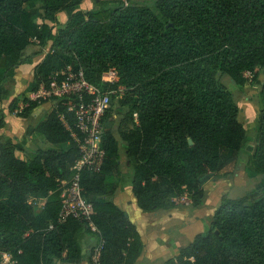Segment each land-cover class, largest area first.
<instances>
[{
	"label": "trees",
	"instance_id": "trees-1",
	"mask_svg": "<svg viewBox=\"0 0 264 264\" xmlns=\"http://www.w3.org/2000/svg\"><path fill=\"white\" fill-rule=\"evenodd\" d=\"M84 1L0 0V130L6 127L5 81L21 67L33 73L27 89L33 93L68 66L106 89L104 76L115 69L109 87L127 91L104 118L102 171L84 173L82 186L105 242L102 264H136L144 243L115 204L117 186L109 180L121 175V142L143 212L174 209L186 193L195 207L203 205L208 196L201 180L210 174L218 180L250 142L239 104L222 79L243 89L246 74L253 75L260 115L246 169L261 182L244 197L223 196L206 230L166 264H264V0H155L148 7L118 0L108 8L110 0L88 11L79 9ZM33 42L42 48L36 55L49 49L38 63L24 58ZM45 103L19 95L7 109L14 113L25 105L19 116L26 119ZM52 104L27 134L56 148H38L24 161L17 145L0 139V254L9 253L13 264H92L91 240L98 235L74 219L57 224L59 184L71 178L80 154L61 119L73 128L74 115L62 101ZM40 200L45 204L38 212L34 202Z\"/></svg>",
	"mask_w": 264,
	"mask_h": 264
},
{
	"label": "crops",
	"instance_id": "crops-1",
	"mask_svg": "<svg viewBox=\"0 0 264 264\" xmlns=\"http://www.w3.org/2000/svg\"><path fill=\"white\" fill-rule=\"evenodd\" d=\"M89 1L90 0H85L79 9L84 11L92 10L91 8L87 9L84 7ZM62 15L65 16L62 23H65L67 16L64 13L60 16ZM20 70L21 76L23 77L32 74L30 69L26 66L21 67ZM21 76L18 75L16 79ZM23 80L22 78L19 83ZM26 96L31 100L33 98V92H27ZM6 102L7 101H4V106L8 104ZM22 106L24 105L21 104L20 107L22 108ZM48 106V102L41 104L26 119L19 116L18 109L14 113H10L6 107V127L0 130V139L3 141L10 140L18 146L16 156L19 159L26 161L28 156L31 155V151L40 147H44V149L56 148L52 144V146H49V143L37 133L32 134V136H28L27 134L29 128L37 127L52 112L54 107L49 111L47 109ZM123 147L125 148V146ZM120 155L121 175L118 177L114 176L115 181L111 180L117 186L114 194V202L123 212L127 213L131 222L137 227L144 243V251L136 264H166L168 261L178 257L181 250L190 246L195 238L203 233L211 224L215 212L221 205L223 196L229 193L232 199L244 197L254 190L259 182V178H250L246 166H242V168L239 169L240 173L235 174L234 182L231 179H222L219 181V184H215V189L210 190V188H205L208 197L206 202L201 206L195 207L191 200L192 196L186 193L183 197L176 200L177 204L174 209L146 213L139 208L132 190V171L129 166L127 153L125 152V154L122 155L120 152ZM231 170L232 168H229L226 172ZM242 184L246 187H250L248 191L244 192L246 194L243 196H241V193H243L241 189ZM230 187H233L231 190L232 192L230 191ZM187 198H190L189 202H185ZM38 202L37 211L41 212L45 200H40ZM91 241L93 243L90 247L93 248L95 246L94 238H92Z\"/></svg>",
	"mask_w": 264,
	"mask_h": 264
},
{
	"label": "built area",
	"instance_id": "built-area-1",
	"mask_svg": "<svg viewBox=\"0 0 264 264\" xmlns=\"http://www.w3.org/2000/svg\"><path fill=\"white\" fill-rule=\"evenodd\" d=\"M127 7L128 0H124ZM117 72L110 70L104 76L106 89H101L86 79L82 69H74L68 66L61 71L51 74L49 85H42L33 93V101L44 100L46 102L62 101L69 113L74 115L73 128L61 117L71 137L77 144L80 157L72 168V176L68 181L59 184L61 209L57 224L63 225L70 219L84 223L91 232L98 235V240L92 249V264H102L101 257L105 242L94 223V206L84 197L82 175L84 173L98 174L105 163L106 152L103 147L104 118L108 111L126 94V87L111 88L116 81ZM135 123L138 124V116L135 115ZM50 225L49 230L54 229ZM0 264H13L9 253L0 254Z\"/></svg>",
	"mask_w": 264,
	"mask_h": 264
},
{
	"label": "rangeland",
	"instance_id": "rangeland-1",
	"mask_svg": "<svg viewBox=\"0 0 264 264\" xmlns=\"http://www.w3.org/2000/svg\"><path fill=\"white\" fill-rule=\"evenodd\" d=\"M118 0H112V3H110L111 5L108 8H113L114 6H118ZM129 4H136L138 6H143V7H148L151 5V3L155 0H128ZM98 2L101 3V5L104 3H108L110 2V0H90L89 2H87V4H85L86 6H84L85 8L89 9L91 8L92 10L95 9L96 7H98ZM122 3L124 4L123 0ZM65 19V16L62 15L60 16V22L62 23V21ZM42 51V48L38 45L37 42H33V44L30 46V48H28L25 53H24V57H31L33 58V62L34 63H38L39 61H41V59L45 58V55L48 53L49 49H46L43 51L42 55H36L38 52ZM17 75L21 76L20 72L16 73ZM260 74V80H264V75L263 72H259ZM30 76L25 75L24 77L21 76L19 78H9L5 81V87L8 91V99L6 100L8 103L6 105V107H8V105L19 95H26V93L28 92L27 89L30 86V84L33 81V73L29 74ZM247 78L249 79V83L246 85L245 88H240L237 87L234 83H232L230 81L229 78H223L222 81L224 82V84L226 85L227 89H229L234 95L235 98L239 104L240 110H241V115H240V120L242 121L243 125L245 126V128L247 129L248 135H249V139L250 142L248 144V146L252 147V150L248 151L246 149L245 153L242 154L239 162L232 166V170L228 171L227 173H223L219 179H211L208 180L205 184H202L203 189H215L216 186L215 184H219V181H221L222 179H231L234 182V177L235 174H239L240 173V168H242V166H246V168L248 167V158H247V153H251V155L253 154L254 150H255V142H254V138H255V134L258 128V119H259V115H260V111H259V107L257 106L258 103L260 102V87H254L251 85V80L253 79V75L251 74H246ZM22 78L24 79L21 83H19L20 80H22ZM18 82V83H17ZM26 91V92H23ZM10 101V102H9ZM49 106L47 107V109L50 111L53 106H52V102H48ZM21 106V104H20ZM19 106V111L18 114L20 115V113L23 112L25 105L22 106V108ZM24 107V108H23ZM53 110V109H52ZM121 125V121L119 120L118 125ZM117 126V130H118ZM122 129L123 131L126 129V125L123 124L122 125ZM118 138H120V134L118 133ZM49 146H52L51 144H48ZM42 149H44V147H40ZM48 148V147H46ZM33 151H31L32 154ZM120 152L122 153V155L125 154V148L123 147V144L121 142V146H120ZM125 170V169H124ZM239 170V171H238ZM129 174V173H128ZM127 174V175H128ZM244 177V174H243ZM261 178H259V182L257 184L256 187H258V185L260 184ZM115 181V178H111L110 181ZM250 187H246L245 185H241V189L243 190V193H241L243 195H245L246 191H248ZM240 189V191H241ZM209 190V191H210ZM208 196V194H207ZM188 197V196H187ZM190 198H187L185 200V202H189ZM191 200L193 201V199L191 198ZM39 203V202H38ZM37 202H34V205L37 206L38 205ZM45 204V202H44ZM0 261H2L0 259Z\"/></svg>",
	"mask_w": 264,
	"mask_h": 264
},
{
	"label": "water",
	"instance_id": "water-1",
	"mask_svg": "<svg viewBox=\"0 0 264 264\" xmlns=\"http://www.w3.org/2000/svg\"><path fill=\"white\" fill-rule=\"evenodd\" d=\"M247 150L250 151L252 150V147L251 146H248L247 147ZM214 178V175L213 174H210L208 176H206L204 179L201 180V184H205L208 180H211Z\"/></svg>",
	"mask_w": 264,
	"mask_h": 264
}]
</instances>
